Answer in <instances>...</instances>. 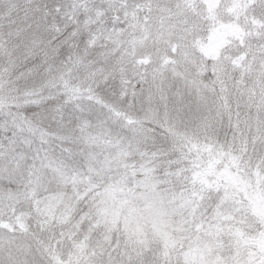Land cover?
Here are the masks:
<instances>
[{"label": "snow or ice", "instance_id": "snow-or-ice-1", "mask_svg": "<svg viewBox=\"0 0 264 264\" xmlns=\"http://www.w3.org/2000/svg\"><path fill=\"white\" fill-rule=\"evenodd\" d=\"M29 8L0 0V264H264V44L224 56L209 0Z\"/></svg>", "mask_w": 264, "mask_h": 264}, {"label": "trees", "instance_id": "trees-1", "mask_svg": "<svg viewBox=\"0 0 264 264\" xmlns=\"http://www.w3.org/2000/svg\"><path fill=\"white\" fill-rule=\"evenodd\" d=\"M231 3L233 5H235V3L237 2V0H230ZM240 1V0H239ZM242 4L245 3V0H241ZM20 2L22 4H24L26 7L31 5V8H29L28 12H27V17H25V12L21 11L20 13V17H21V22L23 23H35L36 21H39L40 17L42 16L44 10H45V6H47V9L52 10V13L48 16V20L49 22L52 21L53 16H55V19L58 22H62L61 18L55 14L54 11V6L57 3H62L64 2V0H20ZM141 0H81V11H80V19L83 20L85 18V14L88 10H94V14H93V19L96 22H100L102 25H106L108 29H111L113 26V21L116 17V13L110 11V9L112 7H121L123 8L125 5L127 6V14H128V18L132 19L133 18V12H137L141 15V17H143L146 13H147V9H143L142 11L140 9H136L135 5L137 3H140ZM192 2V0H191ZM194 5L196 4H203L204 0H194V2H192ZM38 6V8H37ZM209 8L211 9V5H209ZM239 9H240V4L238 3L237 5L234 6L232 12L234 13V16H236L239 13ZM156 9H153V13H156ZM244 11H248L249 9H244ZM217 11L215 10V16L214 18H217L216 16ZM125 13L124 11H121L119 13V20L116 21V27L118 29H123L125 27V23H127V21L124 19ZM151 23V21H150ZM171 23V27H169V22L166 21L165 25H164V31L165 33L171 31L172 29H176L178 30L181 25L179 22H177L175 19H172L170 21ZM160 25V20H159V16L158 14L155 17V24H153V30L155 31ZM222 27H220L219 32H223V29L225 27V25L221 24ZM75 25H72V27H74ZM92 27H96V23H92ZM71 30V28L69 29ZM219 32L217 33V37H216V43L217 44H223V49L226 48L228 50H232L231 48V44L233 42H235L232 39L231 35H227L226 36V41H224V39L221 37H219ZM166 35L165 36H159L158 39L161 41L160 46L158 51L160 52L161 56L164 55V44L162 43V41H164L166 39ZM262 41H258L255 42V46L253 47L252 50L257 49L261 44ZM151 43H153L152 41H149V47L151 46ZM242 48V45H241ZM154 58V57H153ZM145 59H149V57H145ZM241 60H243V58H241Z\"/></svg>", "mask_w": 264, "mask_h": 264}, {"label": "rangeland", "instance_id": "rangeland-1", "mask_svg": "<svg viewBox=\"0 0 264 264\" xmlns=\"http://www.w3.org/2000/svg\"><path fill=\"white\" fill-rule=\"evenodd\" d=\"M238 3L240 4L239 13L234 16L232 10ZM209 5H211L213 17L215 16V10L217 11L215 21L219 25H225L221 29L223 32H219V37L223 38V42H225L226 36L231 35L235 41L231 44L232 50L223 49L224 56L231 55L244 58L243 53L245 50H252L253 47H256L255 42L263 40L264 23L258 18L261 0H245L244 4L241 0H237L235 5L230 0H209ZM247 8L249 12L244 11ZM262 44H264V41H262Z\"/></svg>", "mask_w": 264, "mask_h": 264}]
</instances>
